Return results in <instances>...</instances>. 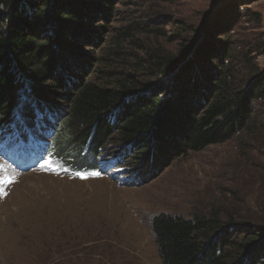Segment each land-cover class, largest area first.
<instances>
[{
    "label": "trees",
    "instance_id": "16d2710c",
    "mask_svg": "<svg viewBox=\"0 0 264 264\" xmlns=\"http://www.w3.org/2000/svg\"><path fill=\"white\" fill-rule=\"evenodd\" d=\"M116 3L0 0V132L21 115L38 131L51 120L56 127L47 156L76 170L98 169L101 153L113 147L139 150L141 163L160 170L237 136L262 137L264 71L257 58L264 55V34L250 29L261 27L260 13L242 14L234 6L225 23V16L212 19L200 39H191L193 28L184 25L191 36L180 38L176 55L160 56L152 48L149 61L125 72L114 68L125 60L120 50L83 54L84 46L103 47L95 39L99 29L112 31ZM99 17L106 24L96 27ZM242 18L249 26H237ZM149 26L142 31L155 33ZM149 72L156 81L144 77ZM59 112L64 119L55 125ZM141 166L133 167L135 181L143 180ZM152 231L163 264H264V220L221 209L191 218L160 213Z\"/></svg>",
    "mask_w": 264,
    "mask_h": 264
},
{
    "label": "rangeland",
    "instance_id": "374dc122",
    "mask_svg": "<svg viewBox=\"0 0 264 264\" xmlns=\"http://www.w3.org/2000/svg\"><path fill=\"white\" fill-rule=\"evenodd\" d=\"M115 2L112 31L103 34L99 29L95 39L103 47L84 46L83 54L86 49L96 56L120 50L125 60L116 61L114 68L125 72L131 71L126 67L130 64L149 61L152 48L160 56L176 55L180 38L188 35L182 26L193 28V37L186 39L204 38L209 22L225 16V23L234 6L240 5L242 14L260 13L261 27L253 23L250 29L255 36L264 34V0ZM103 24L102 17L93 23ZM146 24L155 33L143 32ZM239 25L249 26L245 18ZM127 31L133 39H124ZM257 62L264 71V55ZM146 74L139 76L157 80L155 73ZM62 115L57 114L55 125L63 121ZM24 122L21 115L0 132V264H163L152 231L155 215L191 218L221 209L264 220V134L249 141L237 136L192 151L160 170L141 163L144 154L139 150L116 147L101 153L98 169L76 170L60 157L47 156L53 121L46 124V131ZM33 143L38 155L28 161L26 146ZM138 163L146 170L143 180L135 181L133 167ZM91 172L100 175L86 179L77 175ZM12 177L15 182L9 184Z\"/></svg>",
    "mask_w": 264,
    "mask_h": 264
},
{
    "label": "bare ground",
    "instance_id": "6f19581e",
    "mask_svg": "<svg viewBox=\"0 0 264 264\" xmlns=\"http://www.w3.org/2000/svg\"><path fill=\"white\" fill-rule=\"evenodd\" d=\"M20 144H22V142H20ZM33 146V147H32ZM27 147V157H28V161H30L34 156L38 155V148L37 146L33 143V144H30Z\"/></svg>",
    "mask_w": 264,
    "mask_h": 264
},
{
    "label": "snow or ice",
    "instance_id": "6c2138e0",
    "mask_svg": "<svg viewBox=\"0 0 264 264\" xmlns=\"http://www.w3.org/2000/svg\"><path fill=\"white\" fill-rule=\"evenodd\" d=\"M78 176H80L81 178H88L89 175H100L99 172H91V173H77ZM15 182V177L9 178L8 179V183H14Z\"/></svg>",
    "mask_w": 264,
    "mask_h": 264
}]
</instances>
